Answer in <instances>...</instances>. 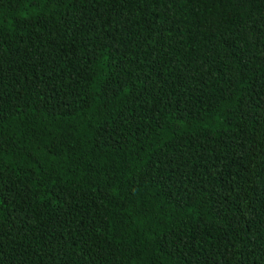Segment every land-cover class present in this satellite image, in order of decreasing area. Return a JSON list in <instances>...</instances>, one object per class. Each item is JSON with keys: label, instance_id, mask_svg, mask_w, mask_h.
Masks as SVG:
<instances>
[{"label": "trees", "instance_id": "16d2710c", "mask_svg": "<svg viewBox=\"0 0 264 264\" xmlns=\"http://www.w3.org/2000/svg\"><path fill=\"white\" fill-rule=\"evenodd\" d=\"M0 264H264V0H0Z\"/></svg>", "mask_w": 264, "mask_h": 264}]
</instances>
